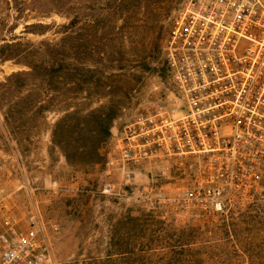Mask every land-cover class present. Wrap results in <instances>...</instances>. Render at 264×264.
Segmentation results:
<instances>
[{
  "label": "rangeland",
  "instance_id": "374dc122",
  "mask_svg": "<svg viewBox=\"0 0 264 264\" xmlns=\"http://www.w3.org/2000/svg\"><path fill=\"white\" fill-rule=\"evenodd\" d=\"M65 1V12L49 13V0H0V46L12 39L55 42L63 35L61 26L78 17L81 46L102 55L99 67L114 94L85 91L73 99L75 106L86 113L122 97L112 128L163 100L175 101L164 47L187 0ZM28 70L0 55V201L19 219L35 204L59 264H264V176L258 189L225 193L220 207L205 212L193 206L152 210L129 199L127 189L103 193V152L110 137L99 144L93 161L68 160L52 141L63 113L49 111V93L32 79L19 88L6 85L13 73ZM124 83L132 88L121 96L118 87ZM40 104L44 107L38 109ZM90 129L95 131L96 124ZM115 180L123 187L120 176ZM145 180L140 174L135 178Z\"/></svg>",
  "mask_w": 264,
  "mask_h": 264
},
{
  "label": "built area",
  "instance_id": "2783aa9c",
  "mask_svg": "<svg viewBox=\"0 0 264 264\" xmlns=\"http://www.w3.org/2000/svg\"><path fill=\"white\" fill-rule=\"evenodd\" d=\"M164 63L175 101L111 128L103 193L156 209L205 212L264 176V0H187ZM175 167L172 172L170 168ZM143 175L142 183L135 181ZM121 177L123 187H117ZM160 189H185L167 194ZM53 190H60L57 181ZM0 264H59L35 206L23 219L0 201Z\"/></svg>",
  "mask_w": 264,
  "mask_h": 264
},
{
  "label": "trees",
  "instance_id": "16d2710c",
  "mask_svg": "<svg viewBox=\"0 0 264 264\" xmlns=\"http://www.w3.org/2000/svg\"><path fill=\"white\" fill-rule=\"evenodd\" d=\"M18 7L23 12L24 8L20 5ZM65 8V0H49V13H62ZM79 23V18L75 17L70 25L63 24V35L55 42L43 41L35 44L15 39L5 41L0 46V55L3 60L12 59L30 68L28 71L13 73L8 77L6 85L19 88L27 79L36 80L49 93V111L57 108L56 110L63 113L52 129L53 143L63 150L68 160L89 162L98 156V148L105 138L110 137L111 126L124 101L122 97H116L108 104L86 113L75 106L73 99L85 91L89 96L98 94L112 97L114 94L108 83L109 77L104 75L101 65L99 67L102 55H94L93 50L86 53L81 46ZM68 28L72 29L70 33ZM86 60L91 64L96 63L97 66L88 64ZM118 88L122 92L121 96H125L132 85L124 83ZM40 107L44 106L40 104L38 109ZM91 123L96 124L95 131L90 129ZM93 131L96 141L92 140ZM150 217L153 215L148 214V218Z\"/></svg>",
  "mask_w": 264,
  "mask_h": 264
}]
</instances>
